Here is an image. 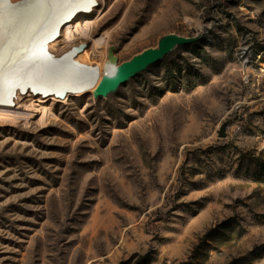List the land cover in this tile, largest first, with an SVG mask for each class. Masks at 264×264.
Wrapping results in <instances>:
<instances>
[{
  "label": "rangeland",
  "instance_id": "374dc122",
  "mask_svg": "<svg viewBox=\"0 0 264 264\" xmlns=\"http://www.w3.org/2000/svg\"><path fill=\"white\" fill-rule=\"evenodd\" d=\"M70 20L40 58L86 44L63 63L100 79L166 35L201 40L107 98L11 97L0 264H264V0H93Z\"/></svg>",
  "mask_w": 264,
  "mask_h": 264
},
{
  "label": "bare ground",
  "instance_id": "6f19581e",
  "mask_svg": "<svg viewBox=\"0 0 264 264\" xmlns=\"http://www.w3.org/2000/svg\"><path fill=\"white\" fill-rule=\"evenodd\" d=\"M32 1V2H31ZM18 8L7 2L0 3V123H15L21 115V108L11 104V97L24 95L27 86L44 93L66 90V95H81L89 92L100 81L95 67L78 70L65 68L69 52L63 62L51 64L42 60L39 51L52 47L57 35L64 29L71 34V17L88 10L93 0H45L33 3L31 0ZM65 22L62 26L60 24ZM73 31V30H72ZM74 33V32H73ZM94 73H97L94 78ZM119 74V67L107 72V77ZM65 95V96H66Z\"/></svg>",
  "mask_w": 264,
  "mask_h": 264
},
{
  "label": "water",
  "instance_id": "95a60500",
  "mask_svg": "<svg viewBox=\"0 0 264 264\" xmlns=\"http://www.w3.org/2000/svg\"><path fill=\"white\" fill-rule=\"evenodd\" d=\"M7 2L10 4V0H7ZM28 2H30V0H19L12 4L13 6H20V5H25ZM65 22L67 21L62 22L60 26H62ZM200 40H201V36H197L193 38H185L175 34H169L162 37L158 41L156 48L144 50L141 53L132 57L129 61L120 64L119 74L117 76L111 78V77H107L106 75H103L92 92L93 98L95 99L107 98L109 95L114 94L122 85L126 84L128 81L138 76L139 74L147 70L149 67L164 60L176 48L192 45L199 42ZM86 47H87L86 44H79L78 46L72 47L70 51L74 52L75 53L74 56H75L81 53L83 50H85ZM94 75L95 78L97 73H94ZM52 95L58 100H63L66 93L65 91H63L58 94H52ZM42 97H51V95L42 96ZM219 136L220 137L224 136L223 129L220 131Z\"/></svg>",
  "mask_w": 264,
  "mask_h": 264
},
{
  "label": "snow or ice",
  "instance_id": "6c2138e0",
  "mask_svg": "<svg viewBox=\"0 0 264 264\" xmlns=\"http://www.w3.org/2000/svg\"><path fill=\"white\" fill-rule=\"evenodd\" d=\"M43 2H45V0H33V3H37V4ZM0 3H6V0H0ZM2 28H3V24L0 23V30H2ZM0 34H2V31H0Z\"/></svg>",
  "mask_w": 264,
  "mask_h": 264
},
{
  "label": "trees",
  "instance_id": "16d2710c",
  "mask_svg": "<svg viewBox=\"0 0 264 264\" xmlns=\"http://www.w3.org/2000/svg\"><path fill=\"white\" fill-rule=\"evenodd\" d=\"M183 47H185V46H183Z\"/></svg>",
  "mask_w": 264,
  "mask_h": 264
}]
</instances>
